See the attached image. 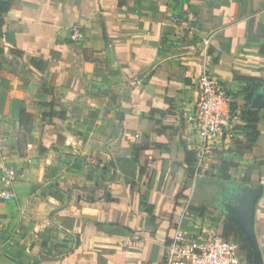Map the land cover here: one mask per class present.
Segmentation results:
<instances>
[{"label": "crops", "instance_id": "1", "mask_svg": "<svg viewBox=\"0 0 264 264\" xmlns=\"http://www.w3.org/2000/svg\"><path fill=\"white\" fill-rule=\"evenodd\" d=\"M204 69L230 92L237 131L206 156L184 227L223 235L220 182H261L264 260V108L249 106L264 93V0H0V160L17 171L0 264H164ZM152 108L168 111L161 123Z\"/></svg>", "mask_w": 264, "mask_h": 264}, {"label": "built area", "instance_id": "2", "mask_svg": "<svg viewBox=\"0 0 264 264\" xmlns=\"http://www.w3.org/2000/svg\"><path fill=\"white\" fill-rule=\"evenodd\" d=\"M175 20L174 17H172ZM82 33L72 29L69 38L77 40ZM197 98L193 112L187 119L191 127L192 140L186 147L195 155V169L190 191L182 205V214L166 245L164 264H247L239 255L237 243L218 234L204 231H189L184 220L189 214L201 166L206 156L221 140L232 138L237 131L238 115L232 109V97L220 79L204 69L196 81ZM17 178L15 167L0 160V201L12 197L11 186Z\"/></svg>", "mask_w": 264, "mask_h": 264}, {"label": "water", "instance_id": "3", "mask_svg": "<svg viewBox=\"0 0 264 264\" xmlns=\"http://www.w3.org/2000/svg\"><path fill=\"white\" fill-rule=\"evenodd\" d=\"M250 108H264V93L255 92ZM220 199L214 205L220 208L245 238L251 251V264H264L262 252L254 229L257 202L263 193L261 182L223 181L219 184Z\"/></svg>", "mask_w": 264, "mask_h": 264}, {"label": "trees", "instance_id": "4", "mask_svg": "<svg viewBox=\"0 0 264 264\" xmlns=\"http://www.w3.org/2000/svg\"><path fill=\"white\" fill-rule=\"evenodd\" d=\"M247 81L252 82L255 81L256 84H259L261 82V79H256L254 80L253 78H246ZM247 98L249 99L251 94H252V86H248L247 90ZM248 111L250 113H255L256 110H251L248 109ZM168 113L167 110H160V109H156V108H152L149 112H148V118L153 120V122L155 124L161 123L162 122V118ZM155 115H158L157 117ZM254 134L252 133L249 134L248 136V141L254 142V139L252 138ZM187 150V149H186ZM185 162H186V168L188 170L189 173V177L191 178V174L194 173V169H195V155L192 151H187L186 154V158H185ZM234 165L231 162H222L220 164V166L217 169V172L220 173L222 175L223 178L228 179L229 178V174L227 173L228 168L230 166ZM200 180V179H198ZM197 180V181H198ZM243 181H251L250 176L246 175L243 179ZM255 181V180H254ZM192 207H190L191 209ZM222 232H223V236L224 238H228V235L232 234L234 237V241L237 242V244L240 246V248L244 249L246 251V253L248 254L249 257V261L251 263V253H250V248L245 240V238L243 237V235L241 234V232H239V230L236 228V226L233 224V222L227 217L226 221L222 224Z\"/></svg>", "mask_w": 264, "mask_h": 264}, {"label": "rangeland", "instance_id": "5", "mask_svg": "<svg viewBox=\"0 0 264 264\" xmlns=\"http://www.w3.org/2000/svg\"><path fill=\"white\" fill-rule=\"evenodd\" d=\"M204 167L202 166V169H203ZM203 171V170H202Z\"/></svg>", "mask_w": 264, "mask_h": 264}, {"label": "flooded vegetation", "instance_id": "6", "mask_svg": "<svg viewBox=\"0 0 264 264\" xmlns=\"http://www.w3.org/2000/svg\"><path fill=\"white\" fill-rule=\"evenodd\" d=\"M219 199H220V198H219ZM219 199H217V200H219ZM217 200H216V201H217Z\"/></svg>", "mask_w": 264, "mask_h": 264}]
</instances>
